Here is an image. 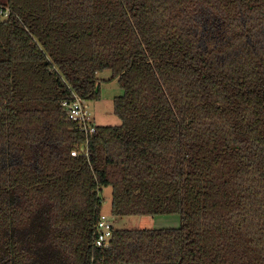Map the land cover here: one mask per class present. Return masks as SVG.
I'll return each mask as SVG.
<instances>
[{"label":"trees","instance_id":"1","mask_svg":"<svg viewBox=\"0 0 264 264\" xmlns=\"http://www.w3.org/2000/svg\"><path fill=\"white\" fill-rule=\"evenodd\" d=\"M6 2L0 264H264V0ZM106 70L121 124L86 137L61 104ZM103 188L180 227L94 248Z\"/></svg>","mask_w":264,"mask_h":264},{"label":"rangeland","instance_id":"2","mask_svg":"<svg viewBox=\"0 0 264 264\" xmlns=\"http://www.w3.org/2000/svg\"><path fill=\"white\" fill-rule=\"evenodd\" d=\"M97 79L99 86L98 99L87 102L91 117L94 119L96 126H119L121 121L113 114V99L120 96L122 90L117 80L111 79V73L108 70L98 73ZM100 197L101 212L110 219L114 229L159 230L178 229L180 227V217L178 215L112 217L110 215V188H103Z\"/></svg>","mask_w":264,"mask_h":264},{"label":"built area","instance_id":"3","mask_svg":"<svg viewBox=\"0 0 264 264\" xmlns=\"http://www.w3.org/2000/svg\"><path fill=\"white\" fill-rule=\"evenodd\" d=\"M12 18L19 19L16 13L9 7L6 0H0V23L8 22ZM61 106L66 111L68 120L75 123L78 130L86 137L95 132L96 125L93 122L85 100L72 93L67 99L63 100ZM80 154L86 156V150L83 149L82 152L70 153L71 156ZM112 230L113 226L110 219L104 214H101L94 229L93 247L98 249L107 248L112 237Z\"/></svg>","mask_w":264,"mask_h":264},{"label":"crops","instance_id":"4","mask_svg":"<svg viewBox=\"0 0 264 264\" xmlns=\"http://www.w3.org/2000/svg\"><path fill=\"white\" fill-rule=\"evenodd\" d=\"M93 122H94V119H93ZM95 123V122H94Z\"/></svg>","mask_w":264,"mask_h":264}]
</instances>
